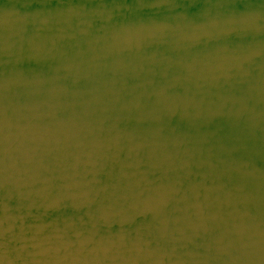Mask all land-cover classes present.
<instances>
[{
    "label": "water",
    "instance_id": "95a60500",
    "mask_svg": "<svg viewBox=\"0 0 264 264\" xmlns=\"http://www.w3.org/2000/svg\"><path fill=\"white\" fill-rule=\"evenodd\" d=\"M0 264H264V0H0Z\"/></svg>",
    "mask_w": 264,
    "mask_h": 264
}]
</instances>
